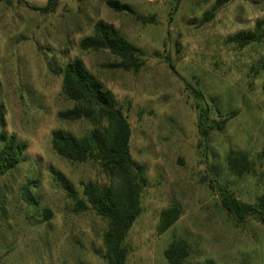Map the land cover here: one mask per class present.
<instances>
[{"label":"rangeland","instance_id":"1","mask_svg":"<svg viewBox=\"0 0 264 264\" xmlns=\"http://www.w3.org/2000/svg\"><path fill=\"white\" fill-rule=\"evenodd\" d=\"M119 1L143 20L115 12L107 0H60L54 12L41 10L48 0H0V104L6 132L28 144L25 161L0 178V264H105L97 254L107 223L91 209L78 212L51 172H62L80 198L82 183L108 182L99 165L71 163L52 149L54 131L80 137L92 129L86 120L59 118L73 104L54 67L77 58L115 95L132 127V157L146 167L127 264H170L165 252L178 240L191 247L186 264H264V224L238 222L218 193L220 185L244 202L264 197V42L244 50L226 43L264 23V0H230L204 26L218 0ZM99 20L143 50L139 72L111 68L118 59L107 51L80 48ZM198 106L208 112L207 127L226 121L208 141ZM239 153L252 162L242 177L228 165ZM175 204L182 216L160 234L161 214Z\"/></svg>","mask_w":264,"mask_h":264},{"label":"trees","instance_id":"2","mask_svg":"<svg viewBox=\"0 0 264 264\" xmlns=\"http://www.w3.org/2000/svg\"><path fill=\"white\" fill-rule=\"evenodd\" d=\"M60 0H48L44 12H54ZM230 0H218L211 10L207 11L200 24L210 23L218 12ZM107 6L120 14L135 16L143 20L130 4L119 0H107ZM27 5V4H26ZM28 8L40 11L39 8L27 5ZM263 22L256 24L253 30H241L226 39V43L238 50L264 42ZM84 51H107L118 61L111 68L137 73L144 66V52L131 43L125 34L113 24L104 20L97 21L93 32L80 41ZM175 70V68L170 65ZM54 72L62 76V95L73 104V107L60 112L59 118L64 121L76 122L86 120L92 129L77 137L64 130H56L52 134V149L61 158L71 163H95L106 175L108 182L88 181L82 183L83 198H80L75 185L60 171L52 168L54 180L65 191L67 196L76 202L77 211L93 210L107 223L103 235V248L97 255L105 264H127L128 249L125 245L129 231L141 214L143 189L147 185L144 177L146 167L137 163L131 153L133 135L129 118L118 105L115 95L106 88L104 83L95 76L77 58L67 62L62 67H54ZM177 74V72H176ZM188 89L191 85L186 83ZM193 90V89H192ZM200 100L203 95L193 91ZM200 109L198 114V129L202 139L208 141L212 129L222 130L226 121L207 127L208 112ZM4 106L0 104V178L14 172L25 161L28 144L20 141L16 135L6 132ZM230 171L239 177L248 174L252 162L244 153L229 158ZM213 188L212 183L209 184ZM222 208L238 222L249 217L264 224V197L257 202H244L237 198L228 188L218 186ZM26 200L34 201V196L25 194ZM49 210H45V216ZM182 208L175 204L163 211L159 233L171 229L181 218ZM191 247L185 240L173 242L165 252L170 264H186L190 258ZM206 264H214L206 261Z\"/></svg>","mask_w":264,"mask_h":264}]
</instances>
